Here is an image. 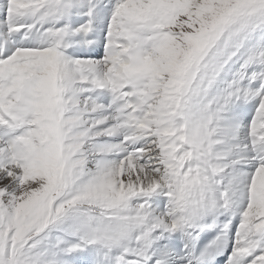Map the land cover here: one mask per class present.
<instances>
[{
    "label": "snow or ice",
    "instance_id": "snow-or-ice-1",
    "mask_svg": "<svg viewBox=\"0 0 264 264\" xmlns=\"http://www.w3.org/2000/svg\"><path fill=\"white\" fill-rule=\"evenodd\" d=\"M0 264H264V0H0Z\"/></svg>",
    "mask_w": 264,
    "mask_h": 264
}]
</instances>
